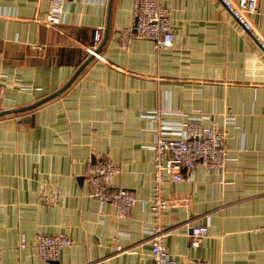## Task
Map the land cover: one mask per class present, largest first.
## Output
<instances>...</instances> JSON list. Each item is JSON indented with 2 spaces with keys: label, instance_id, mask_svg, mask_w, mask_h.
<instances>
[{
  "label": "crops",
  "instance_id": "0c3cea01",
  "mask_svg": "<svg viewBox=\"0 0 264 264\" xmlns=\"http://www.w3.org/2000/svg\"><path fill=\"white\" fill-rule=\"evenodd\" d=\"M48 2L0 0L2 264H151L155 122L143 113L156 109L205 114L228 148L222 170L198 164L190 179L164 186L165 196L190 199L189 208L161 214L172 260L264 264V233L255 231L264 223V51L249 32L217 0H159L172 47L134 39L124 52L119 32L132 22L134 0H66L56 26L44 23ZM257 8L250 19L264 35V0ZM95 28L102 38L93 48ZM91 55L60 94L21 110L60 89ZM100 155L119 166L114 183L134 191L126 217L87 195L86 161ZM42 187L58 190L55 202L39 199ZM205 223L192 247L190 227ZM57 233L74 241L58 260L18 247L22 236L31 244Z\"/></svg>",
  "mask_w": 264,
  "mask_h": 264
},
{
  "label": "built area",
  "instance_id": "2783aa9c",
  "mask_svg": "<svg viewBox=\"0 0 264 264\" xmlns=\"http://www.w3.org/2000/svg\"><path fill=\"white\" fill-rule=\"evenodd\" d=\"M66 0H49L44 23L56 26L62 21ZM240 26L258 43L264 51V35L251 21L250 14L259 12L257 0H217ZM102 38V28H95L93 45L95 48ZM134 39L151 40L158 49H168L174 43V33L171 27L169 11L159 3V0H134L132 6V22L120 29L119 47L127 52ZM91 48L90 52L94 53ZM95 55V53H94ZM5 74L0 71V111L4 92ZM172 113L177 120L163 117ZM143 116L153 125V140L149 149L153 156V195L149 201L151 227L146 231L150 244L151 264H175L170 257L160 224L161 214L175 208H189L190 199L187 196H165L164 186L169 182L190 179L191 171L200 164L205 172L222 170L228 159V148L225 145V131L217 122L203 124L207 118L202 113L184 111H167L156 109L143 113ZM20 119V117H16ZM120 172L118 165L106 155L88 158L84 171L87 184V195L98 201L100 205L110 204L115 216L126 217L131 206L136 201L134 191L114 183V178ZM58 197L55 188L42 187L39 199L53 203ZM255 231L264 233V223ZM207 232V223L193 225L189 229L188 238L192 247L200 245ZM66 233L38 234L31 244H27L22 236L19 248L31 247L36 255L45 260H58L61 250L73 244ZM119 248V247H118ZM0 264L2 259L0 257Z\"/></svg>",
  "mask_w": 264,
  "mask_h": 264
},
{
  "label": "water",
  "instance_id": "95a60500",
  "mask_svg": "<svg viewBox=\"0 0 264 264\" xmlns=\"http://www.w3.org/2000/svg\"><path fill=\"white\" fill-rule=\"evenodd\" d=\"M92 58V55L90 57H88V59L86 61H84V63L76 70L75 74L69 79V81L63 85L60 89H58L57 91L47 95L46 97L40 99L39 101L33 103L32 105H29L27 107H23L21 110H28V109H32L44 102H46L47 100L57 96L58 94H60L73 80L74 78L77 76V74L80 72V70L82 69V67ZM4 114L2 111L0 112V115ZM32 118V117H30Z\"/></svg>",
  "mask_w": 264,
  "mask_h": 264
}]
</instances>
